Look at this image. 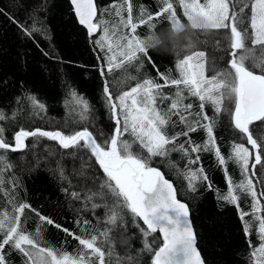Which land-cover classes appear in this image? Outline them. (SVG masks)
Segmentation results:
<instances>
[{"label": "snow or ice", "instance_id": "snow-or-ice-1", "mask_svg": "<svg viewBox=\"0 0 264 264\" xmlns=\"http://www.w3.org/2000/svg\"><path fill=\"white\" fill-rule=\"evenodd\" d=\"M71 2L79 23L88 29L89 35L101 33L93 41L104 53L99 58L106 60V64L100 68L101 76H105L106 72L123 73L119 79L114 78V83L105 79L103 86L115 128L98 141L87 127L67 133L64 130H27L20 127L14 130L9 141L4 137L5 129L0 127V186L5 183L3 171L11 167L7 152L25 149V141L29 137H46L57 141L64 149H85L105 174L98 190L86 199L92 200L96 196L107 199L108 203L104 206L108 209V225L120 226L123 213L127 211L142 233L143 250L152 253L151 264H203L200 252L195 247L196 233L192 228L188 205L177 198L173 183L165 178L159 168L152 166V160L154 157H167L172 151H179L185 156L212 151L225 173L229 161L241 170L243 179L234 183L228 177L227 192L219 198L239 207V194L251 197V213L241 212L240 216L243 220L251 215L258 223L260 243L251 250L250 255L255 258V264H264V215L260 214L264 212V204H261L253 183L256 165L264 168V0H175V4L182 9L187 25L177 15L174 0H160L161 6L154 14H144L142 10L136 22L132 17L130 0L113 5L114 16L118 20L112 21L97 19L95 0ZM124 12L128 14L126 18ZM160 17L167 19L169 28L174 32H181L186 27L202 31L222 30L216 45L223 41L224 54L229 57L225 66L219 67V58L213 55L209 59L205 50L196 49L189 42L180 49L175 60L176 76L157 69L158 79L164 81L161 84L142 73L145 60L155 67L148 55L149 50L164 44V40L153 31L156 25L152 21ZM142 25H148L150 30V34L143 38L136 34ZM25 31L31 35L30 31ZM129 69L137 75L129 74ZM165 87H172L174 91L166 94L163 91ZM70 95L79 119L86 120L88 102L74 91ZM189 97L199 102L195 112L192 103H185ZM28 99L34 109L45 110V106L34 96ZM206 105H210L216 114L227 112L232 127L243 137L244 143H233L227 157L216 143L215 117L207 114ZM174 116L184 127L180 132L169 135L168 126H175L176 123L172 119ZM5 119V114L0 112V121ZM198 128L207 134L203 144L194 143L190 137V133ZM125 136L128 138L125 139ZM180 136L188 139L177 146ZM246 145H250L251 150ZM198 161L199 155L189 163ZM184 176L192 191L196 190L197 181L208 180L202 167L188 169ZM208 186L211 187V184ZM71 195L75 199L80 198L76 192ZM259 196L264 197V190ZM8 203L11 210H0V264H8L6 257L10 253L5 251L6 246L11 251L19 252L25 258L24 264H106V257L109 258L107 264H112L113 258L114 264H136L135 258H121L112 247H108L107 251L104 249L105 244L111 245V228L103 232L97 230L96 234L86 230L84 236H75L68 229H63L69 235H74L81 246L74 254L42 246L39 226L34 232H28L22 225L25 210H35L31 209L30 204L18 203L14 198ZM92 207L101 205L93 203ZM36 215L41 223H54L39 213ZM141 221L146 227H141ZM79 223L88 225L89 222L85 220ZM250 229L251 223L246 221V234L250 233ZM157 232L161 237L153 236L149 242L148 237ZM158 239L160 242H157Z\"/></svg>", "mask_w": 264, "mask_h": 264}, {"label": "trees", "instance_id": "trees-1", "mask_svg": "<svg viewBox=\"0 0 264 264\" xmlns=\"http://www.w3.org/2000/svg\"><path fill=\"white\" fill-rule=\"evenodd\" d=\"M96 1L99 9L97 19L118 20L114 16L113 5L123 0ZM130 3L134 22L142 15V10L144 14H154L161 6L160 0H130ZM174 6L181 13L182 9L175 4V0ZM105 9L108 11L105 12ZM127 15L124 12L125 18ZM180 19L187 25L183 15ZM152 23L156 25L153 31L164 40V44L149 50L148 55L155 67L145 60L141 72L156 82L164 83L158 79L157 69L161 73L177 75L175 60L180 49L189 42L196 49L205 50L209 59L213 55L219 58V67L225 66L229 57L224 54L223 41L216 45L222 30L202 31L186 27L181 32H174L164 17L154 19ZM136 34L142 38L149 35L148 25L139 26ZM100 35L98 32L90 37L78 24L69 0H0V112L6 116L5 120L0 121V127L5 129L4 137L7 140L11 141L12 133L20 127L27 130H64L66 133L87 127L98 141L114 130L115 121L107 106L103 86L105 79L114 83V78L119 79L123 73L106 72L105 76H101L100 68L106 64V60L99 58L104 53L93 43ZM129 74L137 75L132 69H129ZM72 91L89 104L86 120L81 121L74 110L70 95ZM163 91L169 94L174 88L165 87ZM30 96L42 103L45 110L34 109L28 99ZM185 103H192L195 112L199 102L189 97ZM205 111L210 117H215L216 143L227 157L233 143H244L243 137L232 127L227 112L216 114L210 105L205 106ZM172 119L176 123L175 126H168L169 135L180 132L184 127L178 117ZM190 137L196 144H203L207 140L206 132L199 128L190 133ZM187 139L180 136L177 146ZM25 143V149L7 152L11 167L3 171L5 183L0 186V210H11L8 201L12 198L18 203L30 204L35 212L25 210L23 227L28 232H34L39 226L42 246L73 254L81 248L74 235L84 236L86 230L96 234L97 230L103 232L111 228V245L103 246L106 251L112 247L121 258L130 256L135 258L136 264H151L152 253L143 250L142 233L133 223L131 214L127 211L123 213L120 226L108 225V209L104 206L108 203L107 199L99 196L86 199L98 190L105 179L103 170L90 153L82 148L64 149L57 141L46 137H29ZM185 146L189 147L187 144ZM246 146L251 150L250 145ZM197 155L199 161L190 164L189 161ZM152 166L159 168L165 178L173 182L177 197L188 203L198 247L206 264H255V258L250 253L260 243L258 223L251 215L243 220L240 216L241 212L251 213V197L238 193L239 207L219 198L227 192L228 177L234 183L243 178L238 165L229 161L225 173L212 151L190 153L189 156L172 151L167 157H154ZM200 167L208 180L197 181L196 190L192 191L184 172ZM249 167L251 173V164ZM256 169L253 183L261 204H264V197L259 196L264 190V168L256 165ZM73 192L78 193L80 198H73ZM93 203L101 207L93 208ZM36 213L54 223H41ZM260 214L264 215V212ZM85 220L89 222L88 225L78 224ZM246 221L251 223L249 234L244 230ZM140 224L146 227L142 221ZM63 229H68L74 235H69ZM153 236L160 238L161 234L157 232L149 236V242ZM157 242H160L159 239ZM5 251L10 253L6 257L8 264H24L25 258L19 252L11 251L7 246ZM108 260L106 257V264Z\"/></svg>", "mask_w": 264, "mask_h": 264}, {"label": "water", "instance_id": "water-1", "mask_svg": "<svg viewBox=\"0 0 264 264\" xmlns=\"http://www.w3.org/2000/svg\"><path fill=\"white\" fill-rule=\"evenodd\" d=\"M70 1V4H71V6H72V8H73V11H74V15H75V17H76V19H77V21H78V24L81 26V27H83L86 31H87V33H88V29L84 26V25H81L80 23H79V18L77 17V15H76V13H75V6L72 4V2H71V0H69ZM95 3H96V6H97V18H98V16H99V9H98V5H97V1L95 0ZM98 33V32H97ZM96 33V34H97ZM95 34V35H96ZM88 35H89V33H88ZM90 36V35H89ZM94 36V35H93ZM93 36H90V37H93ZM170 181V180H169ZM172 182V181H171ZM173 183V182H172ZM174 185V184H173ZM174 187H175V185H174ZM176 188V187H175ZM176 193H177V189H176ZM179 199V198H178ZM179 200H181V199H179ZM182 202H184V203H186L187 205H188V203L187 202H185V201H183V200H181ZM188 208H189V205H188ZM189 213H190V220H191V224H192V228L194 229V231H195V233H196V230H195V227H194V225H193V221H192V219H191V212H190V208H189ZM195 247L197 248V250L200 252V255H201V258H202V260H203V264H206V262H205V260H204V258H203V255H202V253H201V251H200V249H199V247H198V238H197V234H196V243H195Z\"/></svg>", "mask_w": 264, "mask_h": 264}, {"label": "rangeland", "instance_id": "rangeland-1", "mask_svg": "<svg viewBox=\"0 0 264 264\" xmlns=\"http://www.w3.org/2000/svg\"><path fill=\"white\" fill-rule=\"evenodd\" d=\"M180 12H181V13H178V12H177V15H178L179 17L182 16V11H180ZM250 174H251V173H250ZM242 179H243V178H242ZM242 179H241V180H242ZM241 180H240V181H241Z\"/></svg>", "mask_w": 264, "mask_h": 264}]
</instances>
